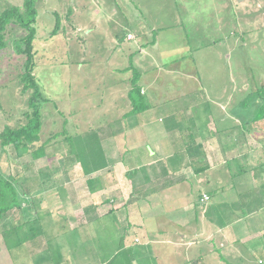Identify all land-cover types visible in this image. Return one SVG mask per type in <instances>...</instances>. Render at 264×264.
Instances as JSON below:
<instances>
[{
    "label": "crops",
    "instance_id": "crops-1",
    "mask_svg": "<svg viewBox=\"0 0 264 264\" xmlns=\"http://www.w3.org/2000/svg\"><path fill=\"white\" fill-rule=\"evenodd\" d=\"M185 30L180 29L181 34L158 31L155 38L144 37L141 43L132 44V47L135 45L139 54H142L149 48L148 45L154 48L159 42L165 41L169 45L171 38L176 39ZM126 33L132 35L135 40L134 33ZM134 40L125 38L122 41L131 43ZM193 48L195 47L187 40L178 47V51L167 49L169 52L159 60L153 55L149 56V65L153 66L152 73L158 76L162 73L169 80H180V84L159 80L160 76L156 77L155 87L152 78L146 85L141 84V94L146 95L151 106L156 107L146 110L137 120L131 119V127L110 140V147L114 148L110 151L108 159H120L121 155L127 165L119 162L114 164L115 166L108 165L93 173L92 177L101 179V189L93 193L88 190L87 177L82 174L80 166L76 163L68 165H74L73 174L70 176L76 177V183L74 180L62 183L54 179L58 175H54L47 166H34L29 171V174L40 178V185L29 184V195L22 196L21 214H17L18 218L15 214L14 221L25 222L43 216L48 226L42 237L28 243L24 248L28 254L24 259L25 264H33V258L39 264H51L48 260L51 250L63 258L61 264H107L112 253L107 256L104 252L106 250L98 244L96 236L100 230L95 226L104 217L113 220V225L116 226L114 231L119 234V244L114 246L113 254L120 247L136 248L146 256H152L155 264H164V258L171 254L156 250V247L162 246V249H172L175 254L184 257V262L174 264H185L191 259L186 256L185 249L198 244L206 245L211 255L219 248L224 249L226 245H247L245 256L250 257L252 252L256 253V256L253 255L254 260L257 264H264V119L254 121L258 109L257 112L249 110L243 97L232 105L237 91L223 89V86L217 83L223 75L221 62L216 60L200 67L202 60L194 59ZM210 64L217 70L210 68ZM114 67V71L124 70L122 66ZM224 75H227L226 80L232 83L233 75ZM204 81L209 83L205 85ZM256 90L249 96H255ZM121 118L122 116L110 122L115 123L114 127L118 132L123 128ZM185 145L190 146L194 159L202 162L204 169H200L201 172L196 174L192 167H188L166 176L156 169L161 181L171 182L175 178L176 181H182H174L169 188L157 191L145 200L129 204L132 193L129 172L160 162L168 163L174 155V146L179 150ZM196 146H199L197 151ZM137 178L142 187L149 186L156 180L155 177L150 178L146 172H141ZM192 183L196 188L202 189L196 197L193 196ZM160 185L161 183L158 186ZM178 189L186 198L171 197L169 193ZM19 191L21 194V189ZM203 194L208 195L209 201L204 208L200 226L203 230L207 224L211 230H203L199 237L190 233V229L186 227L197 221L196 216L192 214V207L199 205ZM169 199H184L186 205L183 211L186 209L188 212L182 216L181 208L178 207V213L165 215L168 212L163 211L161 215L154 216V213L163 208V203L165 208L166 203L172 201ZM219 211L224 212V219L221 221L223 225L216 221ZM151 217L154 219L150 220ZM175 236L178 241L174 240ZM136 240L138 244L134 242ZM94 244L98 245L97 249ZM152 249L157 253H153ZM0 255H3L4 259L7 255L10 257L1 235ZM220 256V264L225 263L226 258L221 253ZM199 257L203 260L205 258L204 255H199L190 261ZM239 264L253 262L246 258Z\"/></svg>",
    "mask_w": 264,
    "mask_h": 264
},
{
    "label": "rangeland",
    "instance_id": "rangeland-1",
    "mask_svg": "<svg viewBox=\"0 0 264 264\" xmlns=\"http://www.w3.org/2000/svg\"><path fill=\"white\" fill-rule=\"evenodd\" d=\"M23 1L0 0V11L11 6L21 7ZM35 7L38 15L34 26L36 33L33 46L37 54L33 73L43 96L50 100L42 104L40 143L50 138V134L58 133L59 137L55 141H61L63 130L67 135L79 134L89 126L96 127L123 116L129 110L127 92L132 73L114 71V66L126 69L132 65L142 74L140 85H146L152 78L155 87L158 74L152 73L153 66L149 65V56L153 55L159 60L169 52L167 49L178 51V47L187 40L195 47L192 49L194 59L202 60L200 67L216 60L221 62L223 75L217 83L223 89L237 91L232 105L243 97L248 109L257 112L259 101L249 94L264 84V0H37ZM51 13H56L57 17ZM57 18L59 27L56 34L51 36ZM161 28H172L170 32L175 34L180 33L182 28L186 30L176 39L171 38L169 45L166 41L159 42L154 48L148 45L149 48L142 54H139L135 45L132 47V44L141 43L144 37L153 36V30ZM126 32L135 35V40L130 35V40H134L131 43L121 41ZM26 33L25 29L10 24L5 38L6 47L0 51V133L5 127L17 128L25 123L23 113L28 108L29 92L21 93L22 85L18 75L22 57L16 53L15 45ZM196 49L200 50L195 51ZM211 64L209 67L216 71L217 68ZM161 74L158 76L159 80H169ZM224 74L233 75L232 83L226 80L227 75ZM168 83L180 84V80L170 79ZM203 83L207 85L209 82ZM61 145L60 151L49 161H34L29 155L18 158L11 146H0V172L7 178L15 179L18 176L20 180L25 174L23 170L26 166H47L54 175H58L54 179L69 183L76 179L74 175L70 176L74 165L68 166L70 164L63 156ZM191 186L193 196L196 197L202 189L196 188L193 183ZM15 188L22 201L19 188ZM203 188L208 189L206 186ZM181 190L188 192L185 188ZM169 194L175 198H186L180 189ZM172 201L166 203L165 208L163 203V208L153 215H161L163 211L168 212L165 215L178 213V207L181 208L182 216L188 212L186 209L183 211L186 205L184 199L177 200L174 204ZM200 202L198 206L192 207V214L197 221L186 227L190 229V233L199 237L203 230H211L207 224L203 230L200 226L208 201ZM98 222L95 226L100 233H97L96 238L108 256L110 252L114 253V246L119 244V234L114 231L116 226L111 218L104 217ZM176 239L177 236L174 240ZM134 242L139 243L137 240ZM94 247L97 249L98 245L94 244ZM247 247L226 245L224 249L212 252V255L209 254L210 249L201 244L185 250L186 256L191 259L204 255L206 264H220V253L226 258L223 264H239L246 258L257 264L254 260L256 253L252 252L250 257L245 256ZM156 250L171 254L164 258V264L184 262V257L175 254L172 249H162L160 246ZM156 250L152 249V252ZM22 253H25L24 250ZM2 256L0 255V264H25L24 259H18L14 255L12 259L8 255L5 259ZM33 260V264H39L34 258Z\"/></svg>",
    "mask_w": 264,
    "mask_h": 264
},
{
    "label": "trees",
    "instance_id": "trees-1",
    "mask_svg": "<svg viewBox=\"0 0 264 264\" xmlns=\"http://www.w3.org/2000/svg\"><path fill=\"white\" fill-rule=\"evenodd\" d=\"M37 0H24L21 7L11 6L0 11V51L6 47V33L10 24H15L26 30V35L20 39L15 45V51L22 57V66L18 75L20 84L22 85L21 93L29 92L27 101V110L23 113L25 123L17 128L5 127L0 133V146H11L16 153V157L20 158L29 155L32 160L46 159L47 161L53 159L57 151H60L59 146L62 147L63 156H65L67 163H76L80 166L82 174L87 177L86 184L88 190L93 193L102 188L101 179L99 177H92L95 172L101 171L108 165L116 163H124L123 156L120 159H108L109 153L114 148L110 147V140L119 136L122 132L127 131L130 126V120L141 116L146 110L156 106H151L146 95L141 94L142 86L139 84L141 73L138 72L132 65L122 71H130L132 73L130 78V88L127 92V100L130 105V110L123 114L121 122L123 128L118 132L115 129V123H104L102 125L93 127L89 126L87 129L79 134L67 135L65 130L62 131V140L55 141L59 134H50V138L43 142H39L40 130L42 126L41 109L42 104L50 102L49 99L43 96L38 80L34 76V69L36 67V54L33 43L35 40L36 30L34 28L37 19V10L35 3ZM57 17L56 13H51ZM59 27V19H56L55 29L51 36L56 34ZM172 28H161L153 31V37L157 35L158 31H170ZM125 33L121 37L128 39ZM130 40V39H128ZM255 97L259 101L258 114L254 121L264 119V84L261 85L255 92ZM54 140V141H52ZM59 142L60 145H59ZM112 145V144H111ZM173 156L168 163L160 162L157 165H148L145 167L136 168L129 173V182L132 186V193L128 203H135L140 200H145L150 195L157 191L169 188L175 182L179 183L182 180L175 178V182L161 181L160 174H156L158 169L164 176L175 173L184 168L192 167L197 174L204 168L202 162L195 160L189 145L181 147L179 150L174 146ZM195 150H199L196 146ZM60 153V152H59ZM34 166H26L23 170L24 175L15 179L7 178L0 172V235L3 238L4 245L10 254L11 259L17 257L18 259H25L28 254L25 252L28 243L35 242L39 237L45 233L47 224L44 222L43 216H38L34 220L25 222L14 221V215L20 214V197L15 188L21 189V196L29 195V184L40 185V178H36L33 174H29ZM201 169V170H200ZM141 172L149 174L150 178L155 177L156 180L146 187L140 186V180L137 178ZM31 175V176H30ZM165 180V177H164ZM14 183L16 185H14ZM161 183L160 186H158ZM19 189V190H20ZM222 209V208H221ZM253 210V209H252ZM224 211V210H223ZM222 211V212H223ZM220 212V211H219ZM217 213L216 221L223 225V213ZM14 218V219H13ZM8 220V221H7ZM51 247V245H50ZM24 250L25 253H22ZM16 252V254H15ZM22 253V254H21ZM25 254V256L23 255ZM51 264H61L63 258L57 252L51 250L49 259ZM14 261V259H13ZM155 259L136 248H117L115 254L108 259L107 264H155ZM185 264H206L202 258L192 261H187ZM230 264V263H227Z\"/></svg>",
    "mask_w": 264,
    "mask_h": 264
},
{
    "label": "built area",
    "instance_id": "built-area-1",
    "mask_svg": "<svg viewBox=\"0 0 264 264\" xmlns=\"http://www.w3.org/2000/svg\"><path fill=\"white\" fill-rule=\"evenodd\" d=\"M128 39H130L131 38V36L130 35H128V37H127ZM200 201L201 202H203V203H206L207 201H209V197H208V195H206V194H203L202 196H201V198H200Z\"/></svg>",
    "mask_w": 264,
    "mask_h": 264
}]
</instances>
